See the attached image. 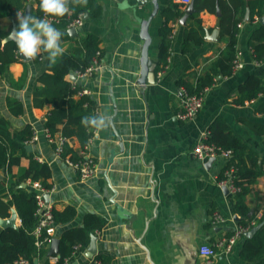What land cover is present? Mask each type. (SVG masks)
<instances>
[{"label":"crops","instance_id":"obj_1","mask_svg":"<svg viewBox=\"0 0 264 264\" xmlns=\"http://www.w3.org/2000/svg\"><path fill=\"white\" fill-rule=\"evenodd\" d=\"M97 1L102 7L100 15L95 18L84 15V24L77 29V35H72L70 27L71 39L61 40V47L68 52L77 36L92 33L100 38L101 67L93 77L77 79L94 97L99 116L109 118L103 129L94 131L91 143V155L98 163L96 176L81 180L77 170L56 154L47 139L46 121L54 105L52 102L37 105L34 93L42 86L39 77L52 72L48 58L36 60L19 54V59L11 62L6 71L0 70L1 115L9 121L12 132L31 127L37 138L28 143L32 150L27 151L51 168L47 202L54 211L63 212L69 207L76 210L70 221L57 222L54 238L60 239L66 229L82 226L84 217L94 213L105 220V225L91 233L88 244L77 256L80 264L101 255L107 264H240L241 240L231 253L218 255L212 263L200 255L202 245L213 244L223 234L234 231L240 224L236 216L239 219L241 216L234 211L232 196L221 183L228 160L223 156L213 161L197 159L192 149L211 124L222 117L249 148L244 160L248 164L256 160L264 167V111L260 109L264 92L243 104L236 102L239 86L250 77H258L264 84V60L254 57L249 43L264 14L251 22L247 8L237 35V60L242 66L234 67L230 75H219L198 115L181 121L176 116L180 103L178 82L189 73H203L227 47L228 40L219 37L220 11L200 12L205 30L203 42L192 43L185 52L183 38L189 15L182 20L191 2L157 0L158 12L149 26L152 38L149 56L156 65L160 28L166 20L164 11L177 3L184 15L169 21L173 28L169 64L161 69L160 75L161 70L157 72L152 83L151 76L142 73L145 40L141 30L143 20L154 10V0ZM36 8L37 2L31 1L18 14L30 16ZM18 23L11 14L0 17V27L9 34L14 26L18 28ZM13 102L22 105L21 112L12 110ZM253 123L263 128H253ZM61 128L62 124L57 133H61ZM72 145L79 148L81 143L74 139ZM30 161L29 156H22L19 164L0 171V181L17 176L29 167ZM30 180L23 182L25 187H32ZM246 204L257 218L262 217L264 174L250 186ZM14 209H10L8 217H0L9 218ZM214 211L221 212L226 221L214 223ZM15 222L19 228V214ZM92 235L97 237V252L89 257ZM48 252L49 260L58 255L49 256ZM45 260L46 257L38 264Z\"/></svg>","mask_w":264,"mask_h":264},{"label":"trees","instance_id":"obj_2","mask_svg":"<svg viewBox=\"0 0 264 264\" xmlns=\"http://www.w3.org/2000/svg\"><path fill=\"white\" fill-rule=\"evenodd\" d=\"M37 2L36 10L30 14L32 17L45 19V13L40 8V0H0V17L4 14H11L17 17L19 10H24L27 3ZM195 12L189 14L183 38V51H188L192 43L201 44L204 39L205 30L202 26L200 12L208 10L210 12L220 11L218 17V30L221 39L228 40L227 47L221 51L219 56L210 62L205 71L201 74L189 73L184 79L178 82L179 87H184L189 94H199L200 91L208 86H212L217 81L219 75H230L235 66L237 58V35L239 24L243 21L247 8L249 9L250 21L264 14V0H194ZM179 4L164 11L166 20L160 28L161 45L159 48V62L157 63L156 73L167 63L170 55L171 37L173 28L169 21H176L184 15ZM69 12L63 17L50 16L56 18L50 23L58 28L62 35L61 40L71 39L68 32L72 20L79 14L90 15L95 18L102 11L101 5L97 0H87V4L74 3L69 0ZM9 32L0 27V70L6 71L9 64L19 59L17 45L14 41L3 44V39ZM75 44L68 52H64L53 64L49 59V68L52 72L43 73L39 77L42 86L35 90V103L43 105L45 102H52L54 107L47 117L46 128L52 133L59 132L68 138L64 146L62 158L70 155V158L77 161L81 158L78 148L72 145L74 139L79 140L81 145L85 144L94 135L95 128L85 127L81 124V119L85 116L98 117L94 114L97 103L92 95H81L76 98L77 92L82 88L78 83L70 79V75L77 70H84L88 67L100 50V38L92 33L84 37L77 36ZM254 57L258 61L264 60V23H258L249 39ZM47 57L48 54L42 52L35 58L39 60ZM239 98L237 103L243 104L246 100L257 98L264 92V84L258 77L252 76L241 84L238 88ZM11 106L16 113L22 111V105L13 102ZM264 111V103L260 107ZM253 128H263L262 125L251 124ZM208 142L214 143L223 148L232 149L233 156L229 164L233 163L237 168V184L241 190L232 197L234 211L241 217L238 220L244 226L251 225L253 220H257L255 225L261 226L255 231L253 236H244L241 239L240 264H264V214L257 218L252 213L251 208L246 204V195L250 191V186L255 183L259 176L264 174V167L254 160L248 164L244 160V154L249 149L230 129V126L222 117H218L209 127ZM34 133L31 127H26L18 132L10 131V123L0 112V171L10 169L13 165L20 162L22 156H29L31 161L26 169H22L17 176L10 175L7 179L0 181V215L8 217L10 209L15 207L21 219V226L16 228L2 229L0 234V264H8L19 257H26L34 263L35 259L42 260L46 257L43 264H52L47 259V251H38L35 246V236L33 230L36 226V191L33 187H21V183L31 180H40L43 185L49 187V178L52 175L48 163L41 162L32 152L26 149L27 144L33 138ZM76 210L72 207L63 212L54 211L57 222L66 223L75 216ZM105 225V220L94 214L89 213L84 217L82 226L66 229L60 237L59 253L60 261L57 264H65L64 259L72 255L77 244L85 247L91 233L96 229H101ZM233 231H229L231 234ZM100 264H107L104 256H97ZM72 264V263H71Z\"/></svg>","mask_w":264,"mask_h":264},{"label":"built area","instance_id":"obj_3","mask_svg":"<svg viewBox=\"0 0 264 264\" xmlns=\"http://www.w3.org/2000/svg\"><path fill=\"white\" fill-rule=\"evenodd\" d=\"M185 4H189L191 0H181ZM45 19L49 22L55 20L54 17H49L48 14L45 13ZM84 24V14H79L75 17L70 27L79 29ZM170 56V55H169ZM167 58V63L163 66L165 69L169 64L170 57ZM102 65V51L98 50L93 57L92 63L86 67L84 70H77L74 74L76 76V80L74 83H77V79L83 77H93L98 69ZM242 64L237 60H235V68L241 67ZM163 70V69H162ZM162 70L159 72L161 74ZM211 86L203 88L199 94H189L184 87H178V98H179V111L176 116L181 121H189L194 119L200 110L203 108L206 100L207 93L209 92ZM78 96L81 95H90V91L87 88H81L77 92ZM94 114L96 116L99 115V108L96 107L94 110ZM46 136L48 141L54 146L56 154L62 158V153L64 151V146L67 141H70L68 138L64 137L61 133H52L48 128L45 129ZM209 130L205 131L201 139L195 144L192 149V155L197 159H209L216 158L217 156H223L228 160V164L224 170V177L221 180V183L225 185L233 197L236 193L241 190V187L237 184V168L231 163L229 164L230 159L233 156V150L223 148L221 146H217L214 143L208 142ZM36 135L34 133L33 138L29 143L36 139ZM93 136L89 138V140L80 145L78 148L79 154L81 158L77 161H74L70 158V155L65 157V161L72 167H74L81 180H88L94 176H96L98 171V163L95 158L91 155V143ZM31 186L36 191V200H37V208H36V219L37 223L33 230V234L35 236V246L38 251L46 250L48 251L56 232V224L57 221L54 216V210L52 206L46 200V194L51 190L49 187L43 185L40 180H30ZM212 218L214 223L225 222L226 218L219 211H214L212 213ZM257 220H253L251 225H255ZM244 226L239 224L238 227L231 234H223L221 237L217 238L213 244L202 245L200 248V255L204 257L207 263H212L213 259H215L220 254H229L234 250L235 245L241 240L247 231L250 230V226ZM83 246L81 244H77L74 247V251L71 256H68L64 259L65 264H80L78 260V255L81 251H83ZM52 264H57L60 261L59 255H54L50 257L49 260ZM8 264H32V261L26 257H19L11 263ZM83 264H100V261L97 258H93L92 260L85 262Z\"/></svg>","mask_w":264,"mask_h":264},{"label":"clouds","instance_id":"obj_4","mask_svg":"<svg viewBox=\"0 0 264 264\" xmlns=\"http://www.w3.org/2000/svg\"><path fill=\"white\" fill-rule=\"evenodd\" d=\"M74 3L87 4V0H73ZM69 0H40L41 10L50 15L63 17L69 12ZM18 28L13 29L10 38L14 40L19 52L26 58H36L43 50L48 54V59L54 64L58 57L64 53L61 47V37L64 35L58 28L54 27L47 19H39L32 16L17 15ZM108 117L85 116L81 124L85 127L91 126L95 129H103Z\"/></svg>","mask_w":264,"mask_h":264},{"label":"water","instance_id":"obj_5","mask_svg":"<svg viewBox=\"0 0 264 264\" xmlns=\"http://www.w3.org/2000/svg\"><path fill=\"white\" fill-rule=\"evenodd\" d=\"M158 8H159L158 2H157V0H154V10H153V12L151 13V15L149 16L148 19L143 20V22H142V30H141V36L145 40L144 45H143V49H142V73H143L144 76H151V80L150 81L152 83H154L156 81V77H157L156 67H157V65H156V63L152 62V60L150 59V56H149V48H150V45H151V42H152V38H151V35L149 33V26H150V23H151L152 19L157 14ZM28 9H30L29 6H28ZM194 11H195L194 2L191 1V3L187 7V10H186L187 13L184 15V19L182 20V22H184L186 20L187 16L190 13L194 12ZM262 23H264V18H262ZM16 28L17 27L14 26L13 29H16ZM70 31H71L72 35H74V36L77 35V29L76 28H72ZM9 40H13V39L10 38V34L4 39V43L9 41ZM18 52H19V50H18ZM19 54L23 58H26L20 52H19ZM71 80H73V81L76 80V76H75L74 73L71 75ZM26 149L27 150H32V145L28 144L26 146ZM213 160H214V158H210L209 159V161H213ZM25 186H26V183H22L21 184V187H25ZM226 189H227V187H226ZM227 191H228V189H227ZM45 197L47 199L48 195L46 194ZM17 215H18L17 210L14 209L12 211L11 216L9 218L3 219V218L0 217V227H2L3 229H5V228H16V229H18V226L16 225V222H15L16 218H17ZM236 219L239 220V217L236 216ZM260 226H261V224L256 225L255 227H253L252 229L247 231L245 236H247V237L253 236L255 231ZM96 240H97V237L95 235H92L91 243H90V246L88 247V255H89V257H93L94 254H96V252H97ZM59 242H60L59 238H54L53 239V242H52V244L50 246V249H49V252H48L49 256L59 253ZM38 262H39L38 259L34 260L35 264H38Z\"/></svg>","mask_w":264,"mask_h":264}]
</instances>
